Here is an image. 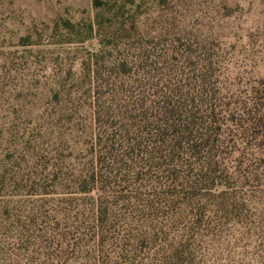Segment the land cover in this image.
Instances as JSON below:
<instances>
[{"label": "trees", "instance_id": "16d2710c", "mask_svg": "<svg viewBox=\"0 0 264 264\" xmlns=\"http://www.w3.org/2000/svg\"><path fill=\"white\" fill-rule=\"evenodd\" d=\"M93 9L41 43L56 70L25 172H0V264H247L234 250L264 238V20L234 33L228 0Z\"/></svg>", "mask_w": 264, "mask_h": 264}, {"label": "rangeland", "instance_id": "374dc122", "mask_svg": "<svg viewBox=\"0 0 264 264\" xmlns=\"http://www.w3.org/2000/svg\"><path fill=\"white\" fill-rule=\"evenodd\" d=\"M228 2L232 15L225 27L245 35L262 25L264 0ZM93 15V0H0V172L14 165L25 172L29 153L40 142L41 116L56 70L41 43L53 22L59 17L79 20ZM96 43L91 40L87 45ZM254 240L234 250L240 253L238 261L262 264L254 253L264 252V238Z\"/></svg>", "mask_w": 264, "mask_h": 264}]
</instances>
